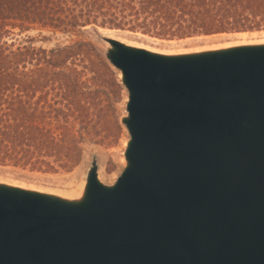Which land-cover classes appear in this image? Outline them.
<instances>
[{
	"label": "water",
	"instance_id": "water-1",
	"mask_svg": "<svg viewBox=\"0 0 264 264\" xmlns=\"http://www.w3.org/2000/svg\"><path fill=\"white\" fill-rule=\"evenodd\" d=\"M126 167L87 194L0 183V264H264V44L176 55L108 38Z\"/></svg>",
	"mask_w": 264,
	"mask_h": 264
},
{
	"label": "trees",
	"instance_id": "trees-1",
	"mask_svg": "<svg viewBox=\"0 0 264 264\" xmlns=\"http://www.w3.org/2000/svg\"><path fill=\"white\" fill-rule=\"evenodd\" d=\"M126 22L178 38L262 30L264 0H0V164L69 172L87 140L123 134L124 88L92 44L15 47L14 30Z\"/></svg>",
	"mask_w": 264,
	"mask_h": 264
},
{
	"label": "rangeland",
	"instance_id": "rangeland-1",
	"mask_svg": "<svg viewBox=\"0 0 264 264\" xmlns=\"http://www.w3.org/2000/svg\"><path fill=\"white\" fill-rule=\"evenodd\" d=\"M14 32L7 40L15 47L30 43L37 47L42 46L45 48L90 43L105 58L106 52L111 47L108 38H114L132 46L146 48L167 55L264 44V29L178 38L162 36L159 35V31L156 29H150L130 22L123 23L120 27L91 25L71 32H62L41 26H34L25 32L15 29ZM106 60L108 61L107 58ZM113 69L117 72L120 81L119 70L114 67ZM123 92V99L118 104L122 112L121 117L127 115L126 102L128 100V92L125 88ZM113 138L111 137V141H105L100 144L93 140H87L85 142L86 154L83 161L69 172L64 170L50 172L17 167L11 164H0V183L54 193L62 197V194L67 189H70L71 179L76 174H80L79 178H87L95 159L99 165L100 173L107 178L118 174L119 178L127 164L125 153L130 138L127 128L123 125L122 136Z\"/></svg>",
	"mask_w": 264,
	"mask_h": 264
},
{
	"label": "bare ground",
	"instance_id": "bare-ground-1",
	"mask_svg": "<svg viewBox=\"0 0 264 264\" xmlns=\"http://www.w3.org/2000/svg\"><path fill=\"white\" fill-rule=\"evenodd\" d=\"M119 76L122 78V73L119 71ZM80 174H76L70 183V189L64 194H62V198H64L67 201L71 202H82L87 194V178H79ZM118 178V174L112 175V177L107 178L105 175L99 172V181L105 185H112L116 179ZM69 187V186H68Z\"/></svg>",
	"mask_w": 264,
	"mask_h": 264
}]
</instances>
